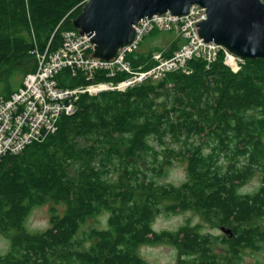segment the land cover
I'll return each mask as SVG.
<instances>
[{
  "label": "trees",
  "instance_id": "obj_1",
  "mask_svg": "<svg viewBox=\"0 0 264 264\" xmlns=\"http://www.w3.org/2000/svg\"><path fill=\"white\" fill-rule=\"evenodd\" d=\"M86 1L0 0V99L18 89L17 75L35 71L36 52L62 46ZM162 33L176 36L155 29L126 55L134 70L186 43L179 36L142 50ZM223 58L220 51L213 63L192 59L123 92L82 95L43 141L0 158V264H147L139 249L157 245L175 248L178 264H237L243 249L264 252V60L233 73ZM123 77L96 72L93 82ZM56 80L62 88L90 82L70 69ZM176 161L186 179L158 182ZM254 177L256 190L240 193ZM45 206L48 226L30 230L29 215ZM185 211L221 235L153 229L158 215ZM89 220L96 226L84 228Z\"/></svg>",
  "mask_w": 264,
  "mask_h": 264
},
{
  "label": "built area",
  "instance_id": "obj_2",
  "mask_svg": "<svg viewBox=\"0 0 264 264\" xmlns=\"http://www.w3.org/2000/svg\"><path fill=\"white\" fill-rule=\"evenodd\" d=\"M205 19V11L198 5L192 6L185 16L170 14L153 16L140 21L135 26L134 41L118 50L116 58L107 62L88 58L93 50L90 38L70 30L63 33L62 46L54 52H36V70L25 76L21 87L6 100H0V158L6 154H17L33 142H41L56 131L62 115L74 112V104L80 95H96L103 91H124L142 83L148 78L159 79L165 73L182 68L192 59L206 63L216 60L220 48L201 43L196 23ZM174 32L186 43L171 56L161 52L152 56L154 65L149 70H134L126 60V55L136 51L140 42L151 31ZM224 64L236 73L244 61L224 51ZM63 69H70L73 75L81 74L87 81H93L96 72L109 77L123 75L116 82L106 81L75 88H62L56 77ZM127 75V76H125Z\"/></svg>",
  "mask_w": 264,
  "mask_h": 264
},
{
  "label": "water",
  "instance_id": "obj_3",
  "mask_svg": "<svg viewBox=\"0 0 264 264\" xmlns=\"http://www.w3.org/2000/svg\"><path fill=\"white\" fill-rule=\"evenodd\" d=\"M193 5L205 11V19L196 23L201 43L246 61L264 60L263 0H87L71 23L93 44L88 58L111 62L134 41L139 21L167 13L185 16Z\"/></svg>",
  "mask_w": 264,
  "mask_h": 264
},
{
  "label": "rangeland",
  "instance_id": "obj_4",
  "mask_svg": "<svg viewBox=\"0 0 264 264\" xmlns=\"http://www.w3.org/2000/svg\"><path fill=\"white\" fill-rule=\"evenodd\" d=\"M162 38H147L143 43L142 50L147 51L151 47H165L168 42L176 41L178 36H174L170 33H162ZM16 83L13 84L14 88H19L22 84L24 76L22 74L17 75ZM186 179L185 166L181 161H176L171 164V167L167 169L164 177L157 179L160 183H170L173 185H179ZM259 186V180L257 178H251L245 186H241L240 193L246 194L256 190ZM56 210L60 213L63 212L61 205H54ZM261 225L264 226V219L260 221ZM49 224L48 207H38L34 209L28 217L27 225L32 231H42ZM101 220V226H103ZM189 225L192 228H196L202 233H214L217 236L221 234L216 229H212L209 225L205 224L199 215L193 211H185L175 213L171 215H158L153 222V229L156 231L162 230H178L179 227ZM96 226L92 221L89 220L87 227ZM7 249V243L0 238V255ZM218 251L224 253V248L221 246ZM139 254L147 264H178V253L175 248L169 245H157V246H144L139 249ZM237 264H264V252L254 251L249 249H243L241 252L240 261Z\"/></svg>",
  "mask_w": 264,
  "mask_h": 264
},
{
  "label": "flooded vegetation",
  "instance_id": "obj_5",
  "mask_svg": "<svg viewBox=\"0 0 264 264\" xmlns=\"http://www.w3.org/2000/svg\"><path fill=\"white\" fill-rule=\"evenodd\" d=\"M216 229L219 231V233H221V231H222L221 227H218Z\"/></svg>",
  "mask_w": 264,
  "mask_h": 264
},
{
  "label": "bare ground",
  "instance_id": "obj_6",
  "mask_svg": "<svg viewBox=\"0 0 264 264\" xmlns=\"http://www.w3.org/2000/svg\"><path fill=\"white\" fill-rule=\"evenodd\" d=\"M179 50V49H178ZM93 51H89L88 54H91ZM97 59V58H96ZM180 69V68H179ZM146 81V80H145Z\"/></svg>",
  "mask_w": 264,
  "mask_h": 264
}]
</instances>
